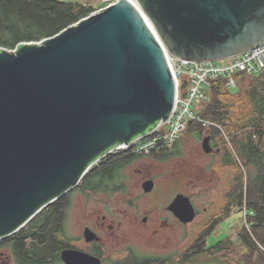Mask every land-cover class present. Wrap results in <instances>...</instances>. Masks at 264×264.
Wrapping results in <instances>:
<instances>
[{
  "label": "water",
  "instance_id": "1",
  "mask_svg": "<svg viewBox=\"0 0 264 264\" xmlns=\"http://www.w3.org/2000/svg\"><path fill=\"white\" fill-rule=\"evenodd\" d=\"M263 42L264 0H115L39 42L0 47V239L167 120L176 97L167 54L216 61ZM201 146L213 151L209 135ZM168 209L184 223L196 215L182 193ZM62 257L100 263L75 249Z\"/></svg>",
  "mask_w": 264,
  "mask_h": 264
},
{
  "label": "flooded vegetation",
  "instance_id": "2",
  "mask_svg": "<svg viewBox=\"0 0 264 264\" xmlns=\"http://www.w3.org/2000/svg\"><path fill=\"white\" fill-rule=\"evenodd\" d=\"M202 136L198 144L200 150ZM210 144H214L213 151L206 153L202 149V158L197 161H189L181 140L169 148L155 147L146 154L115 150L105 155L91 165L77 186L38 212V222L34 226L29 225V220L14 233L0 239V264H66L63 252L74 249L99 257V264L189 263L187 249L166 254L139 253L129 239V230L123 225L129 222L131 226L135 225L139 237L153 240L163 233L165 226L182 227L193 222H182L168 209L176 194L190 197L195 217L199 215V208L193 197L213 194V200L203 206L202 231L213 226L205 237L207 239L224 228L223 241L229 240V220L241 207L238 202L239 171L222 141L214 139ZM148 182L153 186L145 191ZM133 184L142 189L144 195H153L155 188L160 189L162 196L168 191H174V195L168 202L151 201L147 206L135 205L129 200L119 201L116 205L121 206L106 211H102L105 206L102 209L99 206L105 205V201L95 204L90 201L96 196L104 199L111 192H121ZM77 197L85 199L81 200V205L76 203ZM248 213L250 218L255 215L253 210ZM79 221L82 227L78 233ZM247 225L249 228L248 221ZM249 235L255 240L251 229ZM244 236L246 234L241 230L237 238L242 242ZM112 243L120 247L115 249ZM257 248L252 245L249 249L255 251ZM219 251L214 252V259Z\"/></svg>",
  "mask_w": 264,
  "mask_h": 264
},
{
  "label": "trees",
  "instance_id": "3",
  "mask_svg": "<svg viewBox=\"0 0 264 264\" xmlns=\"http://www.w3.org/2000/svg\"><path fill=\"white\" fill-rule=\"evenodd\" d=\"M99 3L94 6L81 0H0V47L14 49L20 42H39L51 37L106 5ZM209 90V100L199 114L217 123L221 130L214 126L203 128L192 122L187 127L198 137L209 134L210 140H220L228 149L231 161L239 171V206L255 212L253 218L246 213L249 228L248 225L243 228L246 237L241 243L247 248L252 245L256 248L260 244L264 253V70L252 75L241 92L231 91L222 78L212 81ZM225 137L233 150L226 145ZM241 168L246 172L245 182ZM38 218L39 213L28 222L29 225L34 226ZM212 227L200 231L189 245V263L203 264L195 258L210 256L220 249L218 242L208 248L204 246ZM250 229L255 240L249 235Z\"/></svg>",
  "mask_w": 264,
  "mask_h": 264
},
{
  "label": "rangeland",
  "instance_id": "4",
  "mask_svg": "<svg viewBox=\"0 0 264 264\" xmlns=\"http://www.w3.org/2000/svg\"><path fill=\"white\" fill-rule=\"evenodd\" d=\"M84 2L91 3L94 6H97V4H100L99 0H81ZM252 75L242 74V75H235V81L236 86L230 88L231 91H243ZM184 77H181V80ZM205 95L200 99V102H193L192 103V109L199 113L201 108L208 102L209 96H210V90L209 88L204 89ZM161 131H166L168 129L167 124H163L161 126ZM183 136H181L180 140L184 144V148L187 151V157L189 161H197L202 158L201 151L198 148L199 144V138L195 131H192L190 128L185 129L182 133ZM204 136V135H203ZM226 138V137H225ZM226 145H228L232 150V145L229 142L228 138L225 139ZM223 145V144H222ZM242 174L244 178V182L246 179V172L244 169H242ZM81 182V181H80ZM144 192L139 190L134 184L131 186H128L127 189L121 191V192H111L108 194L104 199H100L98 196H96L93 200L90 201L95 204V202H103L105 201L106 204L102 205L99 204L100 208L102 209L104 206L106 208L102 209V211L108 210H115L116 206H121L119 203L116 205L119 201H132L135 203V205H148L151 201H164L168 202L169 199H171L174 195V191H168L166 192L165 196L161 195L160 189L155 188L153 191V195H144ZM95 196V195H94ZM76 203H81L82 199L81 197H77ZM102 200V201H101ZM213 200V194H202L201 196H194L193 201L195 205L199 208V215L195 217L192 223L188 224L187 226H178L176 224H173L171 227H164L163 233L160 234V236L156 237L153 240H150L149 238H141L137 235V231L134 229L133 226L128 224L123 225V228H127L129 230V239L133 243V247L139 252V253H156V254H166V253H175L179 250L187 249V252L189 253V245L193 242L196 235L199 234L200 231H202L203 223L200 221L202 220L204 216L203 206L208 205L209 201ZM162 205L166 203H161ZM81 205V204H80ZM237 213H233L231 215V218L229 220L231 226H230V232H229V240H224V228L220 230L218 233L213 234V236H210L206 239V242L204 243V246L208 248V246L215 244L217 241V245L220 246V251L216 253L217 259H214V254L210 256H204L200 255L196 257V261H203V264H264V253L263 249L260 247L257 248V250L252 251L249 248H246L237 238L238 233L243 230L247 226V217L246 208L238 207ZM132 224V223H131ZM78 233L79 230L82 227V223L78 222ZM188 235V236H187ZM113 244V243H112ZM113 247L119 248L114 246ZM263 256V257H261ZM191 264V263H187Z\"/></svg>",
  "mask_w": 264,
  "mask_h": 264
},
{
  "label": "built area",
  "instance_id": "5",
  "mask_svg": "<svg viewBox=\"0 0 264 264\" xmlns=\"http://www.w3.org/2000/svg\"><path fill=\"white\" fill-rule=\"evenodd\" d=\"M99 1L107 6L115 0ZM167 60L176 85L175 103L169 117L161 121L152 131L137 137L131 143L117 146L109 153L115 150H131L146 154L155 147L169 148L180 138L189 122L203 128L214 126L221 130L217 123L203 118L194 111L192 103H199L205 95L204 89L209 88L211 82L216 79H224L225 85L232 88L236 86L235 75H256L262 72L264 42L233 57L216 61H191L170 54H167ZM181 77L184 78L181 80ZM163 124L168 125L166 131L160 129Z\"/></svg>",
  "mask_w": 264,
  "mask_h": 264
},
{
  "label": "bare ground",
  "instance_id": "6",
  "mask_svg": "<svg viewBox=\"0 0 264 264\" xmlns=\"http://www.w3.org/2000/svg\"><path fill=\"white\" fill-rule=\"evenodd\" d=\"M3 48H4V47H3ZM229 89H230V88H229ZM108 154H109V153H108ZM104 157H105V156H104ZM96 162H97V161H96ZM83 177H84V176H83ZM83 177H82V178H83ZM82 178H81V180H82ZM81 180H80V181H81ZM79 183H80V182H79Z\"/></svg>",
  "mask_w": 264,
  "mask_h": 264
}]
</instances>
